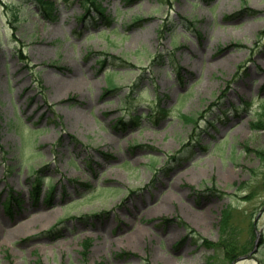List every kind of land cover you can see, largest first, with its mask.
Returning <instances> with one entry per match:
<instances>
[{
  "label": "rangeland",
  "instance_id": "obj_1",
  "mask_svg": "<svg viewBox=\"0 0 264 264\" xmlns=\"http://www.w3.org/2000/svg\"><path fill=\"white\" fill-rule=\"evenodd\" d=\"M47 1L0 0V264H264V0Z\"/></svg>",
  "mask_w": 264,
  "mask_h": 264
},
{
  "label": "trees",
  "instance_id": "obj_2",
  "mask_svg": "<svg viewBox=\"0 0 264 264\" xmlns=\"http://www.w3.org/2000/svg\"><path fill=\"white\" fill-rule=\"evenodd\" d=\"M92 3L93 4L95 3L94 0H92ZM86 12L88 14L90 13L89 8L86 9ZM98 12H100V14L103 15V11L100 8L98 9ZM84 17H86V15ZM255 125L257 127H264V106L261 112L260 120ZM257 154L261 157L264 156L263 151L257 150ZM227 223H228L227 216H223L220 223L221 227L222 225L223 227H226ZM223 227H222V237L217 246L224 252L225 258L228 261H235L238 257L245 255L252 250V240L248 244L241 245L239 243L238 237L232 232H227V230H224ZM252 236H254V234ZM205 244L207 246H211V244L207 241L205 242Z\"/></svg>",
  "mask_w": 264,
  "mask_h": 264
},
{
  "label": "bare ground",
  "instance_id": "obj_3",
  "mask_svg": "<svg viewBox=\"0 0 264 264\" xmlns=\"http://www.w3.org/2000/svg\"><path fill=\"white\" fill-rule=\"evenodd\" d=\"M76 86H77V84H76ZM76 86H75V88H76ZM58 89H59L60 93H62L63 91H66V90H71V83L70 82L68 83L65 81L60 82Z\"/></svg>",
  "mask_w": 264,
  "mask_h": 264
}]
</instances>
